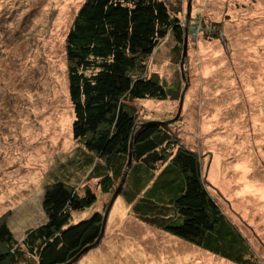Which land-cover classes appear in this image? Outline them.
I'll use <instances>...</instances> for the list:
<instances>
[{"label": "rangeland", "instance_id": "1", "mask_svg": "<svg viewBox=\"0 0 264 264\" xmlns=\"http://www.w3.org/2000/svg\"><path fill=\"white\" fill-rule=\"evenodd\" d=\"M83 1L0 0V221L17 240L45 221L44 188L55 179L97 196L71 223L104 215L112 196L77 167L91 153L72 136L65 38ZM166 1L179 10L185 52L168 33L147 73L178 97L134 101L138 121L166 122L197 153L209 194L252 252L245 257L264 264V0ZM78 259L235 264L143 223L121 195L99 243Z\"/></svg>", "mask_w": 264, "mask_h": 264}, {"label": "trees", "instance_id": "2", "mask_svg": "<svg viewBox=\"0 0 264 264\" xmlns=\"http://www.w3.org/2000/svg\"><path fill=\"white\" fill-rule=\"evenodd\" d=\"M178 14L166 0L81 3L65 38L72 136L91 153L77 167L113 195L131 157L118 195L139 220L235 264H256L245 257L249 246L209 194L197 153L164 121H138L134 101L178 97L174 87L147 73L149 57L168 33L184 46ZM96 200L87 184L79 189L59 178L48 183L44 222L17 240L0 221V264H75L83 248L99 243L93 245L103 214L71 223L72 214Z\"/></svg>", "mask_w": 264, "mask_h": 264}, {"label": "water", "instance_id": "3", "mask_svg": "<svg viewBox=\"0 0 264 264\" xmlns=\"http://www.w3.org/2000/svg\"><path fill=\"white\" fill-rule=\"evenodd\" d=\"M183 50H184V52H185V45H184ZM164 123H166V122H164ZM130 162H131V157H129V159H128V162H127L126 168H125V170H124V173H123V177H122V179H121V182H120V184H119L117 190H116V191L114 192V194L112 195V197H111V199H110V203H109V205H108V207H107V209H106V211H105V213H104V215H103V220H102V227H101L100 236L98 237V239L96 240V242H95L93 245L97 244V243L99 242V240L101 239L102 235H103L104 227H105V223H106V218H107V215H108V211H109V209H110V206H111L112 202L114 201V199H115L116 196L118 195L119 188H120L121 184H122L123 181H124V178H125V176H126L127 170H128V168H129V166H130ZM91 246H92V245H90V246H86L85 248H83V249H82V250H81V251H80V252H79V253H78L73 259H72V261H76V260L81 256V254H83L84 252L88 251V250L90 249Z\"/></svg>", "mask_w": 264, "mask_h": 264}]
</instances>
